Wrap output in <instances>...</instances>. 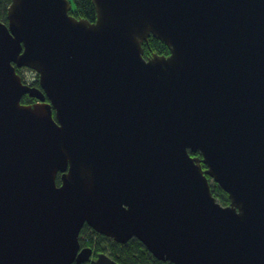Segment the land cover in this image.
<instances>
[{
  "label": "water",
  "instance_id": "95a60500",
  "mask_svg": "<svg viewBox=\"0 0 264 264\" xmlns=\"http://www.w3.org/2000/svg\"><path fill=\"white\" fill-rule=\"evenodd\" d=\"M93 1L94 22L71 0L0 18V264L87 263L85 225L171 264H264V0Z\"/></svg>",
  "mask_w": 264,
  "mask_h": 264
},
{
  "label": "trees",
  "instance_id": "16d2710c",
  "mask_svg": "<svg viewBox=\"0 0 264 264\" xmlns=\"http://www.w3.org/2000/svg\"><path fill=\"white\" fill-rule=\"evenodd\" d=\"M12 0H0V18L7 22V8ZM73 1V10L71 13L77 18H85L92 22L96 20L97 11L93 0H71ZM145 56H152L155 53L159 55H169L171 51L166 43L151 36L143 45ZM20 68L17 71L20 74ZM38 78V76H37ZM33 86L39 85V79L32 83ZM24 104L37 102V99L26 95L22 98ZM196 155H199L197 153ZM206 168V165L203 164ZM60 183V175L58 177ZM213 194L223 205L230 203L229 195L216 182L212 184ZM82 246H90L94 249L92 259L83 264H96L93 257H98L99 253H105L111 257L115 264H171L169 261H160L148 251L138 239L134 238L127 244L116 243L113 239L107 238L93 230L90 226H85L80 233ZM76 264V263H74Z\"/></svg>",
  "mask_w": 264,
  "mask_h": 264
},
{
  "label": "rangeland",
  "instance_id": "374dc122",
  "mask_svg": "<svg viewBox=\"0 0 264 264\" xmlns=\"http://www.w3.org/2000/svg\"><path fill=\"white\" fill-rule=\"evenodd\" d=\"M24 72V71H23ZM22 72V73H23ZM25 73H26V76L29 78L28 80H25V78H24V81H25V83L27 84V83H34L35 81H37L38 80V78H36V76H35V71L34 72H32V71H25ZM21 74V73H20ZM213 183V182H212ZM94 258V261L96 262V260L98 259L97 257H93Z\"/></svg>",
  "mask_w": 264,
  "mask_h": 264
},
{
  "label": "built area",
  "instance_id": "2783aa9c",
  "mask_svg": "<svg viewBox=\"0 0 264 264\" xmlns=\"http://www.w3.org/2000/svg\"><path fill=\"white\" fill-rule=\"evenodd\" d=\"M27 70H28V71H32V70H30V69H28V68H26V69L23 70L24 72L22 73V77L25 78V80H28V79H29V78L26 76V73H25V71H27ZM32 72H33V71H32ZM35 76H36V73H35Z\"/></svg>",
  "mask_w": 264,
  "mask_h": 264
},
{
  "label": "clouds",
  "instance_id": "9594fccd",
  "mask_svg": "<svg viewBox=\"0 0 264 264\" xmlns=\"http://www.w3.org/2000/svg\"><path fill=\"white\" fill-rule=\"evenodd\" d=\"M26 68H28V67H26ZM26 68H20V69H21V70H20L21 78H23V77H22V72H23V70L26 69ZM28 69H30V68H28ZM30 70H32V69H30ZM32 71L34 72V70H32ZM37 76L39 77L38 73H36V78H37ZM38 79H39V78H38ZM23 81H24V78H23ZM24 82H25V81H24ZM28 84H31V83H28Z\"/></svg>",
  "mask_w": 264,
  "mask_h": 264
},
{
  "label": "flooded vegetation",
  "instance_id": "af4514ba",
  "mask_svg": "<svg viewBox=\"0 0 264 264\" xmlns=\"http://www.w3.org/2000/svg\"><path fill=\"white\" fill-rule=\"evenodd\" d=\"M85 226H87V225H85Z\"/></svg>",
  "mask_w": 264,
  "mask_h": 264
}]
</instances>
